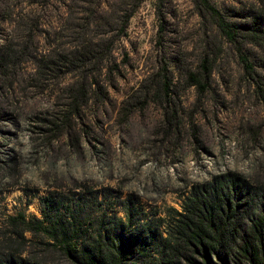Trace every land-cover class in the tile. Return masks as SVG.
<instances>
[{
    "label": "rangeland",
    "instance_id": "obj_1",
    "mask_svg": "<svg viewBox=\"0 0 264 264\" xmlns=\"http://www.w3.org/2000/svg\"><path fill=\"white\" fill-rule=\"evenodd\" d=\"M121 2L129 0H0V219L77 214L95 235L126 223L131 207L129 230L163 233L166 212L219 177L264 191V44L238 53L192 0H164L159 35L155 0H143L115 44L116 70L89 89L58 65L73 45L67 29L92 12L104 18L93 30L115 28ZM209 2L231 21L264 20V0ZM206 52L216 60L198 94L186 75ZM163 65L173 84L169 128L159 102L141 105Z\"/></svg>",
    "mask_w": 264,
    "mask_h": 264
},
{
    "label": "trees",
    "instance_id": "obj_2",
    "mask_svg": "<svg viewBox=\"0 0 264 264\" xmlns=\"http://www.w3.org/2000/svg\"><path fill=\"white\" fill-rule=\"evenodd\" d=\"M142 2L119 3L112 19L116 27L105 31L100 26L93 30L96 20L103 18H95L93 12L88 18L75 19L67 29L73 45L58 60V65L66 68L65 74L77 73L90 89L97 87L96 76L103 70L115 71V44L126 36L128 23ZM164 3L155 0L159 35L164 29ZM192 3L197 16L209 22L211 33L238 53L243 44H264L261 18L231 21L209 0ZM216 54L211 57L206 52L196 70L186 75L187 86L198 94L209 89ZM240 58L246 72L251 73L245 58ZM154 76L141 105L149 100L159 102L169 128L173 122L169 109L173 84L164 65ZM82 88L80 84L78 96ZM217 180L191 189L179 211L169 209L163 233L151 231L149 224L129 230L135 225L131 207L126 223L110 230L99 227L95 235L82 228L77 214L70 220L49 219L46 212L43 220L26 219L22 214L4 217L0 219V264H264V191L236 176ZM47 206L50 213L58 212L52 204Z\"/></svg>",
    "mask_w": 264,
    "mask_h": 264
}]
</instances>
